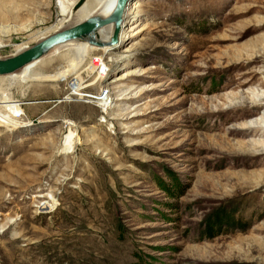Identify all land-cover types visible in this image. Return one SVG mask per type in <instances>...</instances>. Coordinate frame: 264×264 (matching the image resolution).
<instances>
[{"label":"rangeland","instance_id":"374dc122","mask_svg":"<svg viewBox=\"0 0 264 264\" xmlns=\"http://www.w3.org/2000/svg\"><path fill=\"white\" fill-rule=\"evenodd\" d=\"M59 6L0 0V58L75 25ZM128 9L123 42L65 82L0 77V95L35 102L0 124V264H264V129L242 126L264 114V0Z\"/></svg>","mask_w":264,"mask_h":264},{"label":"bare ground","instance_id":"6f19581e","mask_svg":"<svg viewBox=\"0 0 264 264\" xmlns=\"http://www.w3.org/2000/svg\"><path fill=\"white\" fill-rule=\"evenodd\" d=\"M117 2L118 0H59V5H60L59 7L61 9V16L63 18L64 17L70 18L72 19L74 23L78 24L80 23L81 20H83L82 17L84 19L85 18L87 19L88 17H91V16H102V17L108 16L115 9ZM128 16H129V9L126 12L125 25L120 35L121 36L120 42H123V39H124L125 29L128 23ZM112 33H113V25H110L99 31L98 40L108 41L110 40ZM70 44H79L76 46V51H77L76 56L68 62L67 66H65L64 68L60 70L58 69V71H56L54 74L48 75V76H39V75H32L28 73L31 69H33L38 64V63H34L32 65H29L28 67H26L19 73L15 75H11L10 78L20 79L22 75V78L24 79L23 82H34V80L43 81V82H64L67 78H69L71 74H75L77 72L79 65L82 63V60H84V58L89 54V51L101 49L104 52H108L107 49L115 48V47L97 48V47L90 45L86 41H73V42L67 43L66 45H70ZM64 46H61V47H64ZM61 47L56 48L54 51H56L57 49ZM54 51H52L51 53H53ZM127 76L128 75H124L121 78L113 82H119L120 80H122L123 78ZM60 101H64V100H60ZM105 102H106L105 104H103V102H100L99 105H101L105 109L107 107V111L106 110L105 111L109 112L111 110L109 109L111 106L109 105L107 106L106 104L107 102H110V101L105 100ZM25 105H28V104L22 99H15L12 95H6V94L2 95L1 94L0 95V124L5 127L7 125H10L9 127H11L12 124L15 126V128L21 127L24 124L23 122L25 121V119H27L28 117V115L26 114L24 110ZM7 110H9V112H6ZM18 115L25 116L24 121L18 123V121H16L13 118V116H18ZM242 126L245 129L263 130L264 129V114L245 119ZM70 127H73V125L71 126L70 124ZM11 128H14V127H11ZM75 138L76 137H74V133L72 132V129L69 130L68 135L64 139L63 149L61 152L65 154L73 153L75 150V146L77 144V141H75ZM257 144L262 145V147L264 148V140H259ZM38 198L43 199V200H41L40 202H37L38 203L37 208L41 210L42 212L51 211V207L49 204L50 203L49 197L46 195H41ZM51 198L53 202L56 201L55 197H51Z\"/></svg>","mask_w":264,"mask_h":264},{"label":"water","instance_id":"95a60500","mask_svg":"<svg viewBox=\"0 0 264 264\" xmlns=\"http://www.w3.org/2000/svg\"><path fill=\"white\" fill-rule=\"evenodd\" d=\"M133 1L118 0L115 9L108 16L88 17L71 27L58 29L47 36H42L36 43L27 45L9 57L0 58V77L15 75L29 65L41 62L56 48L73 41H86L97 48L116 47L120 43L126 12ZM110 25H113L110 40H98L99 31Z\"/></svg>","mask_w":264,"mask_h":264},{"label":"crops","instance_id":"0c3cea01","mask_svg":"<svg viewBox=\"0 0 264 264\" xmlns=\"http://www.w3.org/2000/svg\"><path fill=\"white\" fill-rule=\"evenodd\" d=\"M30 74H31V73H30ZM34 74H35V75H39V76H48V75H52V74H43V73H41V72H39V71H38V72H34ZM53 74H54V73H53ZM32 75H33V74H32ZM67 79H68V78H67ZM67 79H66V80H67ZM18 80H19L20 83H22V84H29V83H32V82H23L24 79L22 78V75H21L20 79H18ZM66 80H65V81H66ZM65 81H64V82H65ZM34 82H43V81H35V80H34ZM23 96H24V95H23ZM58 102H66V98L64 99V101H58ZM34 103H35V102H30V103L27 102L28 105H33Z\"/></svg>","mask_w":264,"mask_h":264},{"label":"built area","instance_id":"2783aa9c","mask_svg":"<svg viewBox=\"0 0 264 264\" xmlns=\"http://www.w3.org/2000/svg\"><path fill=\"white\" fill-rule=\"evenodd\" d=\"M104 71V68L102 67L101 69H100V73L101 72H103ZM5 107V106H4ZM3 112H5V111H3ZM6 112H9V110H7ZM13 118L16 120V121H18V123L19 122H22V121H24V119H25V116H23V115H18V116H13ZM50 202L51 203H53V201L52 200H50ZM55 205V204H54Z\"/></svg>","mask_w":264,"mask_h":264}]
</instances>
